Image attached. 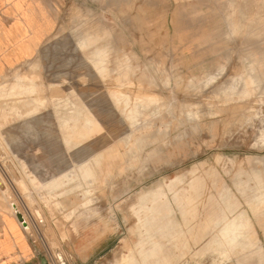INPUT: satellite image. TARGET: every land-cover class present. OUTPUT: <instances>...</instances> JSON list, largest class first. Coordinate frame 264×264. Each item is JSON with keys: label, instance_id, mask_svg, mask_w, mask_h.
<instances>
[{"label": "rangeland", "instance_id": "rangeland-1", "mask_svg": "<svg viewBox=\"0 0 264 264\" xmlns=\"http://www.w3.org/2000/svg\"><path fill=\"white\" fill-rule=\"evenodd\" d=\"M0 97L3 249L264 264V0H55L54 34Z\"/></svg>", "mask_w": 264, "mask_h": 264}, {"label": "crops", "instance_id": "crops-1", "mask_svg": "<svg viewBox=\"0 0 264 264\" xmlns=\"http://www.w3.org/2000/svg\"><path fill=\"white\" fill-rule=\"evenodd\" d=\"M54 30L55 0H0V79L8 70L35 59ZM259 231L263 237L264 231L257 230V242L262 243ZM30 252L28 243L10 250L0 245V264H38L33 256L29 258Z\"/></svg>", "mask_w": 264, "mask_h": 264}, {"label": "bare ground", "instance_id": "bare-ground-1", "mask_svg": "<svg viewBox=\"0 0 264 264\" xmlns=\"http://www.w3.org/2000/svg\"><path fill=\"white\" fill-rule=\"evenodd\" d=\"M27 76V75H26ZM24 79V78H23ZM27 79H30V78H27ZM27 81V80H26ZM154 84V83H153ZM29 85H31V87L29 86V87H26V86H23L22 84L20 85V87H19V90L21 89V91H19V90H17V92H21L20 93V95L22 94V96H24L23 95V93L24 94H26L27 92H32V91H34V88L32 87V85L34 86V84H33V82H32V80H29ZM15 86H17V85H15ZM14 86V87H15ZM14 87H13V89H12V91L10 92V93H8L11 97H12V95H17V92L15 91L16 90V88L14 89ZM35 87V86H34ZM18 88V87H17ZM2 89V88H1ZM37 89V88H36ZM5 90V89H4ZM15 91V92H14ZM3 92V91H2ZM19 94V93H18ZM27 95V94H26ZM15 97V96H14ZM1 98V97H0ZM7 98V97H6ZM1 203V202H0ZM8 208V210H10V212H12L13 214H14V217L16 218V220L20 223V225H22L24 228H29L27 225V217H26V214H24V212H22L21 210H19V209H17L16 208V204H10V206L9 207H7ZM6 212V211H5ZM17 214H20L21 215V217H22V219H21V221L20 220H18V218H17ZM249 222V221H248ZM237 227V224H230L229 225V228L227 229V228H225V230H226V233L228 234H232L233 232H234V230H235V228ZM237 237H239V236H237ZM150 239V238H149ZM152 240V239H151ZM142 242V241H141ZM227 244L229 245V247H230V245H237V244H235L234 243V239H229V240H227ZM157 245V244H156ZM231 248V247H230ZM247 249V248H246ZM258 249V248H257ZM147 252V251H146ZM145 252V253H146ZM149 255V254H148ZM153 255V254H152Z\"/></svg>", "mask_w": 264, "mask_h": 264}, {"label": "water", "instance_id": "water-1", "mask_svg": "<svg viewBox=\"0 0 264 264\" xmlns=\"http://www.w3.org/2000/svg\"><path fill=\"white\" fill-rule=\"evenodd\" d=\"M17 218H18V220H20V221H21V219H22V217H21L20 214H17Z\"/></svg>", "mask_w": 264, "mask_h": 264}]
</instances>
